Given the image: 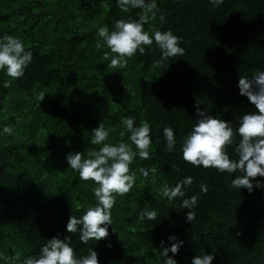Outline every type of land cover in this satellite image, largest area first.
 <instances>
[{
  "label": "trees",
  "instance_id": "obj_1",
  "mask_svg": "<svg viewBox=\"0 0 264 264\" xmlns=\"http://www.w3.org/2000/svg\"><path fill=\"white\" fill-rule=\"evenodd\" d=\"M156 2L160 11L144 30H171L182 38L184 56L161 62L153 42L125 68L114 69L103 58L107 46L97 47L98 29L138 19L142 9L121 11L117 0H0V37H18L33 53L21 78L11 80L0 71V252L21 253L10 264L38 257L54 236H70L77 257L94 250L99 264H164L160 241L170 247L173 235L183 241L178 254L168 253L177 264H192L205 253L215 256L212 264H264V187L253 181L251 193L232 188L231 180L242 173L193 167L182 158L183 139L198 118L197 100L201 111L231 122L234 130L243 114L255 111L238 83L240 76L264 71V0H224L215 8L209 0ZM8 80L11 86L4 88ZM125 117H134L135 126L150 123V159L137 154L131 165L137 179L128 194L117 196L107 239L81 243L79 232L68 233L66 225L70 216L79 218L97 203L96 185L80 180L67 154L88 158L98 150L91 144L92 130L103 121L116 130L108 142L131 144L129 133L119 135ZM5 125L12 135L3 132ZM166 127L175 133L171 152ZM239 139L227 149L233 159ZM141 167L157 172L144 178ZM187 176L193 184L185 186V197L169 201L162 195L165 185L174 187ZM256 180L264 183V177ZM193 195L199 199L190 223L189 209L180 205ZM145 209L155 210L156 219L142 218Z\"/></svg>",
  "mask_w": 264,
  "mask_h": 264
},
{
  "label": "clouds",
  "instance_id": "obj_2",
  "mask_svg": "<svg viewBox=\"0 0 264 264\" xmlns=\"http://www.w3.org/2000/svg\"><path fill=\"white\" fill-rule=\"evenodd\" d=\"M213 7H218L224 0H209ZM121 11L127 12L129 8L142 9L138 19H118L114 29L108 26L98 29L97 35L102 38L97 42V47L107 46L109 51L104 52V60H110V67L122 69L127 66L128 59L139 52L145 54V48L151 47L153 42L161 51V62L169 58L184 56L185 50L181 47L182 38L174 35L171 30L161 31L152 29L151 34L144 30V25L150 20H155L160 11L156 0H117ZM160 23L165 22V16L161 13ZM33 60V53L25 50L23 41L13 35L5 34L0 37V71H6L11 80L21 78L26 68ZM11 80L5 81L4 88L11 86ZM238 87L240 95L246 96L248 101L255 106V111L243 114L237 129H233L231 122L217 119L215 116L200 110V102L196 104V123L191 131L184 137L182 144V158L185 163L193 167L215 169L220 173H242L231 180L230 187L247 189L250 193L255 187H264V183L256 180L264 177V71H256L251 78L240 76ZM45 94H41L38 100L41 102ZM124 130L119 132L120 137L129 133L128 139L131 144L108 142L110 134L116 130L105 128L104 121L92 130L91 144L99 145L98 150L89 151L88 158L82 152L67 154L68 166L79 173L82 181H92L96 185L92 191L97 203L88 206L81 217L72 215L69 217L66 230L68 233L79 232L81 243L100 241L109 236V225H112L111 209L116 204L117 196H125L135 185L137 175L131 170L137 154L141 160L150 159L149 149L152 146L151 125L148 121H141L135 126L134 117L122 119ZM3 132L13 134V128L5 125ZM239 136V142L235 144L237 159L228 154V147L234 144L235 137ZM163 136L167 144V150L173 151L176 146L174 130L171 127L163 129ZM132 145L136 150H133ZM176 170L179 171L178 166ZM140 174L147 178L149 172L153 175L157 172L155 167L147 169L139 168ZM193 184V177L187 176L174 187L165 185L160 191L169 201L185 197V186ZM201 192L207 194L206 184H200ZM198 196H191L182 200L181 208L189 209L186 213V221L192 222L196 214L192 209L198 204ZM141 217L149 220L156 219L155 210H143ZM116 232L115 228L112 229ZM239 235V234H238ZM171 246L160 241L161 255L166 257L164 264H177V261L168 255L169 252L176 255L179 253L183 241H179L175 235L170 236ZM111 247V244H108ZM21 253L15 251L11 257L0 252V260L5 264L20 261ZM215 256L212 254L197 255L192 258V264H212ZM21 264H99L98 254L90 250L87 255L77 257L71 246L70 236L60 239L54 236L48 239L40 248L38 257L27 256Z\"/></svg>",
  "mask_w": 264,
  "mask_h": 264
}]
</instances>
